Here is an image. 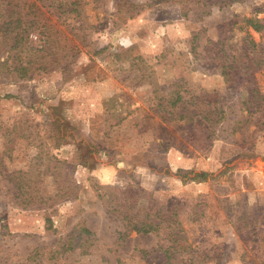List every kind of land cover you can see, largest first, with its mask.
I'll use <instances>...</instances> for the list:
<instances>
[{
  "label": "rangeland",
  "instance_id": "1",
  "mask_svg": "<svg viewBox=\"0 0 264 264\" xmlns=\"http://www.w3.org/2000/svg\"><path fill=\"white\" fill-rule=\"evenodd\" d=\"M5 8L39 10L27 53L61 62L22 78L0 34L1 264H264V101L243 104L264 97V63L252 84L219 69L247 34L264 59V32L243 21L264 20V0ZM215 106L233 120L208 141L177 120Z\"/></svg>",
  "mask_w": 264,
  "mask_h": 264
},
{
  "label": "trees",
  "instance_id": "2",
  "mask_svg": "<svg viewBox=\"0 0 264 264\" xmlns=\"http://www.w3.org/2000/svg\"><path fill=\"white\" fill-rule=\"evenodd\" d=\"M56 1L53 2V5ZM76 4V2L72 3H66V6L73 7ZM34 4H32L33 6ZM62 8V6L60 5ZM256 14L264 13V8L255 9L254 10ZM39 10L35 13L34 17L31 19L30 15L31 13L27 12L25 13L24 10L22 11H15L11 10L9 11L7 8L0 11V34L1 38L5 42H7L10 46V49L16 50L17 54L15 55L14 65L12 67H9L8 70L16 71L22 78L30 76L34 74L35 72H42L47 71L48 66H54L59 65L61 62V59L56 57L49 61H45L44 57L41 56V58L36 57L33 58L32 55L27 53V49H31L26 47L28 40L32 38V35L35 31L40 29V26L42 24L41 18L43 15L42 13L39 14ZM73 10H70V13H72ZM134 15H130L129 18L132 19ZM3 19V21H1ZM249 26L252 27V29L256 33H263L264 32V20H251V19H243ZM235 24V23H234ZM233 24V25H234ZM45 24L43 23V30H45ZM51 35L49 34V37L46 40V44L49 43L51 40ZM31 43L33 40L31 39ZM220 42H218L219 44ZM221 44V43H220ZM244 45L243 48L244 52L237 53L235 55H231V57H225L220 64V71L221 75L225 78L226 81L237 84V83H243L248 82L249 84H252V74L256 69L261 68L264 63V59L261 58H254L252 57V53L258 52L260 49H257L256 43L250 39V36L247 34L244 37ZM223 52L226 55V49L224 42H222ZM264 50V48H262ZM38 53L39 51L36 50ZM227 56V55H226ZM54 57V56H52ZM51 62V63H50ZM8 62L5 61L3 65H7ZM254 74V73H253ZM32 77V76H31ZM249 78V79H248ZM251 78V79H250ZM251 98L243 104L248 105H255L256 104V111H259L263 106L264 97L261 96L260 92L254 88L250 90ZM179 100H183L184 96L178 97ZM202 104H211L208 103V101H204ZM241 105V104H238ZM173 108H177L176 105L172 104ZM186 109V108H185ZM228 109V113L226 111ZM184 110V107H181L179 109ZM201 110L197 111H191L188 115L186 113H178L179 116L177 118L178 121H185L186 123H194L197 127L196 133L198 134L201 129L206 132V138L205 140L208 141L212 139L215 131V126L224 122L229 121L231 122L233 120V113L234 110L231 106H224L222 108H219L218 106H215L211 110L207 111L206 109L202 112L204 115H201ZM197 141V139H196ZM203 181H206L208 177H210V173L208 172H201L198 175ZM193 179L192 181H194ZM134 231L140 233L149 234L153 232L155 229L152 224H143V225H136L133 228ZM1 264V263H0Z\"/></svg>",
  "mask_w": 264,
  "mask_h": 264
}]
</instances>
